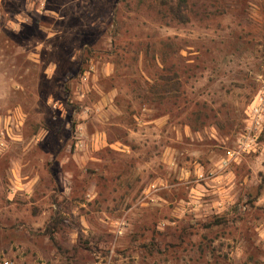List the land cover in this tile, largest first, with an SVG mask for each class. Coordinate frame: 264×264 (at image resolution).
Here are the masks:
<instances>
[{"label":"rangeland","instance_id":"374dc122","mask_svg":"<svg viewBox=\"0 0 264 264\" xmlns=\"http://www.w3.org/2000/svg\"><path fill=\"white\" fill-rule=\"evenodd\" d=\"M0 264H264V0H0Z\"/></svg>","mask_w":264,"mask_h":264},{"label":"built area","instance_id":"2783aa9c","mask_svg":"<svg viewBox=\"0 0 264 264\" xmlns=\"http://www.w3.org/2000/svg\"><path fill=\"white\" fill-rule=\"evenodd\" d=\"M259 98H260L259 100H262V99H263V96H260ZM258 104H259V103H258ZM259 109H260V108H259V105H256V106L253 107V110H254L255 113H257V116H258V117L261 115ZM260 110H261V109H260ZM254 115H255V114H254Z\"/></svg>","mask_w":264,"mask_h":264}]
</instances>
